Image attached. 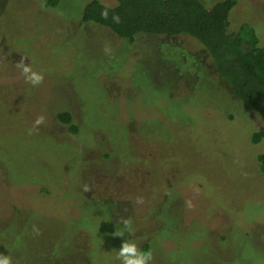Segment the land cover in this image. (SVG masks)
I'll return each mask as SVG.
<instances>
[{
	"label": "rangeland",
	"instance_id": "rangeland-1",
	"mask_svg": "<svg viewBox=\"0 0 264 264\" xmlns=\"http://www.w3.org/2000/svg\"><path fill=\"white\" fill-rule=\"evenodd\" d=\"M46 1L0 0V253L117 264L129 238L150 264H264L262 122L205 49L186 36L130 43L82 21L89 0ZM229 18L264 45V0H237ZM125 220L133 231L115 236Z\"/></svg>",
	"mask_w": 264,
	"mask_h": 264
},
{
	"label": "trees",
	"instance_id": "trees-1",
	"mask_svg": "<svg viewBox=\"0 0 264 264\" xmlns=\"http://www.w3.org/2000/svg\"><path fill=\"white\" fill-rule=\"evenodd\" d=\"M111 1V0H110ZM89 0L82 21L108 28L130 43L142 35L186 36L205 49L217 73L234 95L260 118L253 144L264 141V45L255 27L245 22L231 31L230 12L237 0H221L207 8L201 0ZM59 0H47L55 8ZM58 120L77 135L79 126L64 111ZM264 176V152L257 156ZM148 249V248H147ZM146 249V250H147Z\"/></svg>",
	"mask_w": 264,
	"mask_h": 264
},
{
	"label": "clouds",
	"instance_id": "clouds-1",
	"mask_svg": "<svg viewBox=\"0 0 264 264\" xmlns=\"http://www.w3.org/2000/svg\"><path fill=\"white\" fill-rule=\"evenodd\" d=\"M16 68L24 80L32 86L39 85L43 80V75L33 70L30 64H25L23 59L16 63ZM42 121L43 117H40L36 123L39 124ZM123 223L124 228L116 231L114 233L115 236L126 237V232L131 233L133 231L128 220H125ZM114 253L117 264H150L152 260L151 252L142 251L138 246V242L129 238H125L121 247L118 250H114ZM0 264H13L11 256L0 253Z\"/></svg>",
	"mask_w": 264,
	"mask_h": 264
}]
</instances>
